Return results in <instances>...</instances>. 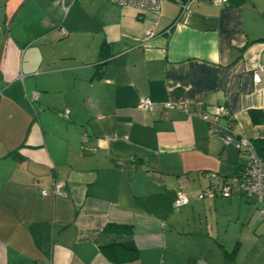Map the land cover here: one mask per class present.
Returning a JSON list of instances; mask_svg holds the SVG:
<instances>
[{
    "label": "crops",
    "instance_id": "crops-1",
    "mask_svg": "<svg viewBox=\"0 0 264 264\" xmlns=\"http://www.w3.org/2000/svg\"><path fill=\"white\" fill-rule=\"evenodd\" d=\"M180 1L0 0V264H264V201L206 193L264 138V0Z\"/></svg>",
    "mask_w": 264,
    "mask_h": 264
},
{
    "label": "built area",
    "instance_id": "built-area-1",
    "mask_svg": "<svg viewBox=\"0 0 264 264\" xmlns=\"http://www.w3.org/2000/svg\"><path fill=\"white\" fill-rule=\"evenodd\" d=\"M76 0H60L62 3L64 11H66L70 4L75 2ZM121 5H131L139 10H154L157 11L160 9L161 3L163 0H111ZM189 0H181L179 2L180 5V14L186 7V3ZM221 1V0H215ZM62 33L65 31L61 28ZM153 32H147V38H151L153 36ZM261 73H264V65H257L253 71V79L255 82H259L261 80ZM167 107H171L172 104L170 101L165 102L164 104ZM139 106L144 109L152 108V103L149 99L144 98L140 100ZM227 108L224 106L220 107V111L218 112L217 117L215 120L212 121V125L210 126L211 132L219 131V124H218V117L220 115H226ZM204 117H207L206 115ZM223 138L226 143L236 141L238 147L245 149V155L247 158V162L244 166L243 171L234 176L232 180L228 181V179H224L218 177L213 174V177L216 179V184L208 187L206 193L220 191L224 194H230L232 192L245 194L247 196L254 197L257 201L262 202L264 201V168H262V161L256 149L254 147L253 142H251L248 138L245 137H238L233 134L231 135H223ZM53 192H59L57 185L56 188L53 189ZM43 194H46V190L42 191ZM189 200L186 193L180 191L178 192V196L174 201V206L178 207L182 204L187 203Z\"/></svg>",
    "mask_w": 264,
    "mask_h": 264
},
{
    "label": "trees",
    "instance_id": "trees-1",
    "mask_svg": "<svg viewBox=\"0 0 264 264\" xmlns=\"http://www.w3.org/2000/svg\"><path fill=\"white\" fill-rule=\"evenodd\" d=\"M185 1V0H184ZM254 147L256 152L262 159H264V138L254 141ZM245 152V151H244ZM244 169V168H243ZM227 179V178H226ZM108 229L121 232H131L130 225H121V224H109ZM106 227V228H107ZM101 248L105 255L112 261L116 263H122L130 261L137 256V248L133 243L125 242H110L106 244H101Z\"/></svg>",
    "mask_w": 264,
    "mask_h": 264
}]
</instances>
